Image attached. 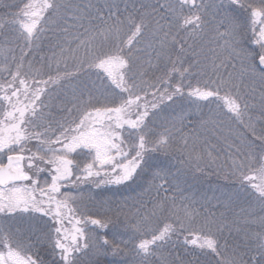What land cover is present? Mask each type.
I'll return each instance as SVG.
<instances>
[{
	"label": "snow or ice",
	"instance_id": "6c2138e0",
	"mask_svg": "<svg viewBox=\"0 0 264 264\" xmlns=\"http://www.w3.org/2000/svg\"><path fill=\"white\" fill-rule=\"evenodd\" d=\"M0 264H264V0H0Z\"/></svg>",
	"mask_w": 264,
	"mask_h": 264
}]
</instances>
